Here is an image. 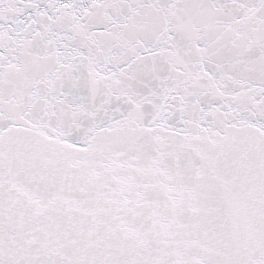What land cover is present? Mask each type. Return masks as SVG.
Wrapping results in <instances>:
<instances>
[{
    "label": "water",
    "instance_id": "obj_1",
    "mask_svg": "<svg viewBox=\"0 0 264 264\" xmlns=\"http://www.w3.org/2000/svg\"><path fill=\"white\" fill-rule=\"evenodd\" d=\"M0 264H264V0H0Z\"/></svg>",
    "mask_w": 264,
    "mask_h": 264
}]
</instances>
